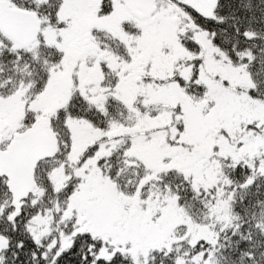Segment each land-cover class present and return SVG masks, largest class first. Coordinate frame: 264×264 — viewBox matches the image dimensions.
Here are the masks:
<instances>
[{"label": "snow or ice", "instance_id": "1", "mask_svg": "<svg viewBox=\"0 0 264 264\" xmlns=\"http://www.w3.org/2000/svg\"><path fill=\"white\" fill-rule=\"evenodd\" d=\"M0 264H264V0H0Z\"/></svg>", "mask_w": 264, "mask_h": 264}]
</instances>
